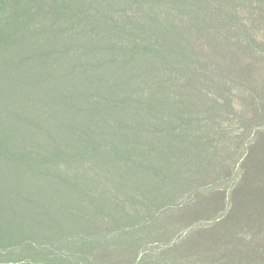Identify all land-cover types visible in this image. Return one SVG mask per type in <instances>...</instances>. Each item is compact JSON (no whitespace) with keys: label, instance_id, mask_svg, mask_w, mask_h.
<instances>
[{"label":"trees","instance_id":"1","mask_svg":"<svg viewBox=\"0 0 264 264\" xmlns=\"http://www.w3.org/2000/svg\"><path fill=\"white\" fill-rule=\"evenodd\" d=\"M217 5L0 0V259H20L0 264H79V245L133 219L139 197L146 209L163 204L215 168L199 85H218L206 73L225 30ZM251 106L264 118V99ZM255 135L231 188L263 208Z\"/></svg>","mask_w":264,"mask_h":264},{"label":"rangeland","instance_id":"2","mask_svg":"<svg viewBox=\"0 0 264 264\" xmlns=\"http://www.w3.org/2000/svg\"><path fill=\"white\" fill-rule=\"evenodd\" d=\"M217 1L225 30L212 40L206 73L212 72L209 79L218 85H199L201 125L217 133L215 168L163 204L146 209L139 197L133 219L111 226L103 239L90 234L89 248L79 245L86 252L79 264H264V207L243 206L231 188L254 135L264 136V118L255 119L251 106L252 98L264 99V0ZM236 64L247 66L252 76L238 77ZM227 137L231 142L222 151ZM82 237L79 233L72 240ZM12 257L7 259L20 260ZM75 257L67 263L76 264Z\"/></svg>","mask_w":264,"mask_h":264}]
</instances>
